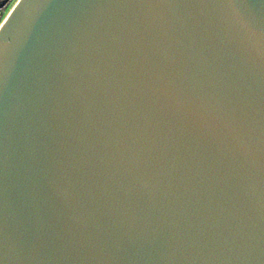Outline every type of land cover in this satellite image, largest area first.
Segmentation results:
<instances>
[{"label":"water","instance_id":"obj_1","mask_svg":"<svg viewBox=\"0 0 264 264\" xmlns=\"http://www.w3.org/2000/svg\"><path fill=\"white\" fill-rule=\"evenodd\" d=\"M0 264H264V0H18Z\"/></svg>","mask_w":264,"mask_h":264},{"label":"built area","instance_id":"obj_2","mask_svg":"<svg viewBox=\"0 0 264 264\" xmlns=\"http://www.w3.org/2000/svg\"><path fill=\"white\" fill-rule=\"evenodd\" d=\"M18 0H0V27Z\"/></svg>","mask_w":264,"mask_h":264}]
</instances>
